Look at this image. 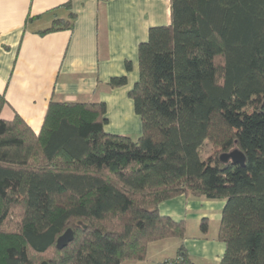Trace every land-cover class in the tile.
Here are the masks:
<instances>
[{
  "label": "trees",
  "instance_id": "obj_1",
  "mask_svg": "<svg viewBox=\"0 0 264 264\" xmlns=\"http://www.w3.org/2000/svg\"><path fill=\"white\" fill-rule=\"evenodd\" d=\"M137 53L135 140L103 130V102L51 100L38 133L0 117V264L144 260L150 242L184 239V220L158 211L180 194L224 201L218 264H264V0H170V22ZM206 141L217 152L202 157ZM233 148L243 165L220 159ZM175 259L186 262L182 244Z\"/></svg>",
  "mask_w": 264,
  "mask_h": 264
},
{
  "label": "crops",
  "instance_id": "obj_2",
  "mask_svg": "<svg viewBox=\"0 0 264 264\" xmlns=\"http://www.w3.org/2000/svg\"><path fill=\"white\" fill-rule=\"evenodd\" d=\"M70 12V29L39 33ZM169 22L170 0H0V117L18 115L38 133L51 100L103 102V130L137 139L141 120L128 93L138 79V44L150 27ZM116 76L126 83L111 87ZM212 205L218 212L208 211ZM223 205L184 194L162 201L161 215L184 220V239L150 242L144 260L122 264H162L176 258L180 244L187 263L218 264L225 250L217 239Z\"/></svg>",
  "mask_w": 264,
  "mask_h": 264
},
{
  "label": "water",
  "instance_id": "obj_3",
  "mask_svg": "<svg viewBox=\"0 0 264 264\" xmlns=\"http://www.w3.org/2000/svg\"><path fill=\"white\" fill-rule=\"evenodd\" d=\"M264 106V101H263ZM220 159L223 162L231 161L233 163H238L240 165L244 164V154L239 148H233L228 152H223L220 154ZM73 239V231L71 228L66 229L60 236L57 237L55 241V246L58 250L64 248ZM40 264H48L46 261Z\"/></svg>",
  "mask_w": 264,
  "mask_h": 264
},
{
  "label": "rangeland",
  "instance_id": "obj_4",
  "mask_svg": "<svg viewBox=\"0 0 264 264\" xmlns=\"http://www.w3.org/2000/svg\"><path fill=\"white\" fill-rule=\"evenodd\" d=\"M215 152H217V148L216 147H214L210 142H208V141H206V142H204V144L202 145V147H201V149H200V154H201V156L202 157H206V156H208V155H212V154H214ZM205 198V197H204ZM202 206V205H201ZM211 210H208L209 212H215V211H217L218 212V210H216L217 209V206H211ZM42 258L43 257H41V256H38L37 258H36V263L35 264H39L40 262H41V260H42ZM168 260H174V259H168ZM167 260H165V261H163L162 262V264H164L165 262H166Z\"/></svg>",
  "mask_w": 264,
  "mask_h": 264
},
{
  "label": "built area",
  "instance_id": "obj_5",
  "mask_svg": "<svg viewBox=\"0 0 264 264\" xmlns=\"http://www.w3.org/2000/svg\"><path fill=\"white\" fill-rule=\"evenodd\" d=\"M164 264H189L187 262H182L180 259L167 260Z\"/></svg>",
  "mask_w": 264,
  "mask_h": 264
}]
</instances>
